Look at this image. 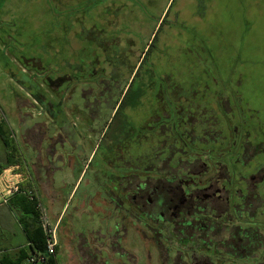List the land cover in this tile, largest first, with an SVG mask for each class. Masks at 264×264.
<instances>
[{"label":"rangeland","instance_id":"obj_1","mask_svg":"<svg viewBox=\"0 0 264 264\" xmlns=\"http://www.w3.org/2000/svg\"><path fill=\"white\" fill-rule=\"evenodd\" d=\"M81 1L85 0H0V117L13 132L14 141L19 143L23 159L37 181L40 175L35 164V150L41 128L50 126L52 114L55 113L49 112V107L68 103L71 96L68 88L72 85L68 84L67 77L82 71L77 65L80 64L78 60L70 61L74 48L76 51L80 48H71L73 36L68 39V33H75L85 44L89 33L87 23L106 22L108 25L115 23L121 30L117 43L126 41L125 38L129 36L127 33H131L134 40L137 39L134 44L128 41L123 43L129 48L132 45V51L135 50L133 45L140 49L132 55H141L143 49L153 45L148 58L154 59L163 68L167 69L170 65L166 61L167 56L173 64L179 63L176 57L186 60L178 67L180 73L182 71V81L188 88L197 78L199 94L197 98L193 97V102L199 103V107L208 108L199 110V135L202 130H210L213 122L229 135L232 134V126H240V119L241 125L247 128L250 143L245 153L246 166H242L241 162L235 163L239 156L233 160L227 158V149L223 151L222 147L215 145L223 141L224 135H219L222 134L219 131L203 137L205 143L200 140L199 152L203 157L199 161V169L203 167V162L212 166L209 158L229 164L232 161L235 170H242L247 176L257 170L255 180H247L249 188L253 183H260L264 177V0H86L79 3ZM78 11H91L90 16L87 15L89 21L77 20ZM58 28L65 39L57 37ZM149 65V61L145 63L141 76L147 68L151 69ZM152 70L156 76L160 75L159 66L152 67ZM140 82V79H136L133 93L139 88ZM132 95L128 102L136 97ZM138 100L136 97L135 101ZM227 114L233 118L231 122L227 120ZM120 117L121 114L114 120L113 127L120 124ZM205 119L212 123L201 122ZM237 135H240V131ZM94 144L99 145L100 139H93L91 145L85 143L86 155L91 153ZM105 146L106 143L102 148ZM1 147L0 139V164L4 163ZM233 149L234 146L231 153L236 155L240 145L235 152ZM101 151L97 153L91 168H85L76 188L77 172L76 176L69 177L67 170H61L55 176L56 188L52 190L56 194L62 195V188L58 185H66L63 202L55 206V210L62 213V218H58L61 219L60 226L56 229L59 264H101L97 261L101 255L95 250L103 240L98 234L99 227H95L97 234L93 232L86 233V238L76 237L81 228L94 229L96 220L113 219L107 217L108 207L93 205L91 201L88 202L90 197L80 204L92 187L94 168L101 160ZM238 153L242 158L244 152ZM259 167L261 171H258ZM238 176L231 175L232 186L243 189L244 184ZM44 185L49 186L47 183ZM245 197L247 200L250 198L248 193ZM41 202L50 222L57 223L58 220L55 221L51 215V202L45 197H42ZM6 209L9 211L5 204H0V213ZM262 209L258 208L256 215L251 214V218L260 226L258 231L264 243ZM116 214L114 212L112 216ZM245 214L241 211L242 221L247 220ZM12 217L16 220L15 213L9 217L3 215L0 222V264L2 258L16 253L6 234L13 231L9 224ZM95 235L99 236L98 242ZM127 237L124 242L130 253L126 255L129 264H160L150 239L142 238L139 233H131ZM216 240L221 238L217 237ZM18 241H22V236H18ZM257 252L256 258L248 262L236 260L234 264H256L260 257H264V250ZM108 256L112 262H117L114 256Z\"/></svg>","mask_w":264,"mask_h":264},{"label":"flooded vegetation","instance_id":"obj_2","mask_svg":"<svg viewBox=\"0 0 264 264\" xmlns=\"http://www.w3.org/2000/svg\"><path fill=\"white\" fill-rule=\"evenodd\" d=\"M117 42L103 46V55L78 63L82 71L67 77L72 85L68 88V103L49 107L48 111L55 113L50 126L41 128L35 150L39 184L55 188L58 172L67 170L69 177L75 176L85 162L90 169L102 150L87 197L93 205L108 207L107 217L113 219L96 220L94 229L81 228L76 233L77 238H86V233L97 234L95 227H99L103 240L95 250L101 255L97 259L101 264H129L126 255L130 253L124 240L131 233L151 240L160 264H234L236 260L248 262L256 258L257 251L264 250V243L260 226L251 214L255 216L256 210L264 206V177L250 189L247 180L254 181L257 170L247 176L235 170L232 161L229 164L214 158H209L212 166L202 161L199 169L203 157L200 140L205 143L203 137L219 131L223 141L215 145L223 151L227 149V158L239 156L235 163L246 166L245 153L250 143L247 128L240 119V126H232L229 135L205 119L201 122L209 121L211 129L199 135V110L208 108L193 102L199 94L197 78L188 88L182 81L178 67L186 60L176 57L179 63L173 64L167 56L170 65L166 69L148 58L153 45L136 56L132 53L140 51L137 46L133 45L132 51V45L129 48L123 44L127 41ZM148 61L151 69L141 76ZM156 66L160 67L159 76L152 70ZM136 79L141 82L133 93ZM131 94L138 102L136 97L128 102ZM120 114V124L113 127ZM226 118L230 122L233 119L228 114ZM97 138L100 144H94L86 155L85 143L91 145ZM233 146L232 151L244 152L242 158L238 152L232 155ZM27 168L31 171L28 164ZM234 174H239L243 189L232 186ZM58 186L62 195L57 193L52 201L56 207L64 200L66 185ZM258 199L263 203L255 204ZM241 211L247 213L246 221H242ZM114 212L117 214L112 216ZM57 222L59 228L61 219ZM94 238L98 242L99 236ZM256 264H264V257Z\"/></svg>","mask_w":264,"mask_h":264},{"label":"crops","instance_id":"obj_3","mask_svg":"<svg viewBox=\"0 0 264 264\" xmlns=\"http://www.w3.org/2000/svg\"><path fill=\"white\" fill-rule=\"evenodd\" d=\"M85 1H83V2H85ZM83 2L81 1L79 3H83ZM74 4H77V3H74ZM90 13H91V11H89L88 13H81V11H78L75 18L78 17L77 20L87 21L88 16H90ZM99 13L101 15L105 16L103 13H101V12H99ZM113 14L114 13H112L111 16H113ZM106 18L107 17L105 16V19ZM72 21L74 22V20H72ZM87 24H88L87 29H88L89 33L86 37V43L85 44L81 43L79 37L75 33H72V32L70 34L68 33V37H69L68 39H70V37L73 36V38L71 37L72 38V47L71 48L73 49L76 46L80 48L79 51H76L74 48V55H73L72 59L70 58V61L75 62L78 60L80 63H84L85 61H87L92 56H101V55H103V50H102L103 46L111 44L112 42H114L115 40H118L121 37V36L119 37V35H118V33H121V32H119L121 30L119 28H117V26H115V23H112L109 25L106 22L94 23V24L87 23ZM151 26L153 27V25H151ZM127 30L130 31L129 28ZM56 34H58V36H57L58 38H61V39L66 38L63 36V33H60L59 28H58V32H56ZM127 34L129 36L127 38H125V40L128 41V43L134 44L135 41L137 42V39L134 40V38L131 37V35H132L131 33H127ZM81 52H83L84 55ZM18 145H19V143H18ZM1 149L4 151V160H3L4 163H1L0 166L6 167V166H15L18 164L19 165L22 164L23 165L22 167H24L23 172H25L27 174V182H25V183L32 181L33 182V188H34L33 190L37 194L38 199L42 200V197H45L51 202V205H52V201H54L55 200L54 198H56V193L51 188L46 187L44 185L45 183H43V182L40 183V184H42V186H41L39 184V182L37 181V178L33 174V172L28 170L27 164H26L25 160L23 159V153L21 151L20 145H19L20 158H17L18 159L17 161H16V159H14L11 156V154L7 153V150L4 146L3 141H2ZM10 163H11V165H10ZM85 168H86V162L83 163V165L78 168L77 173H76L77 176L75 175L76 176L75 178H77L76 184L74 185L75 188H76L77 184L79 183V181L81 180ZM24 187H27V186L24 185ZM29 189H32V188H29ZM19 196H21V195H17L14 197H19ZM14 197H12L10 200H13ZM86 199H87V195H85L83 200L80 201V204H81V202L84 203L86 201ZM10 200H9V202H10ZM9 202L7 204H5L6 208H8L9 211H7V209H6V210H4V212L0 213V215H1L0 216V219H1L0 222H2V220H3V218H2L3 215H6L7 217H9L13 213L16 214V220H14L12 217V219L9 222L10 226H12V228H13V231L6 233L8 236V239L11 241V244L13 245V248H15V250H16V253L10 254L8 259L10 261H15L19 257H21L22 255L28 254L29 242L27 239V235H26L25 231L23 230V228L19 222V218L21 217V213L17 209L11 207L9 205ZM80 204H79V206H80ZM51 215L55 219V221L58 220L59 217L62 218V213L59 210H55V206H52ZM18 236H22V241L17 242ZM58 249H59V247H58ZM58 254H59V252H58Z\"/></svg>","mask_w":264,"mask_h":264},{"label":"trees","instance_id":"obj_4","mask_svg":"<svg viewBox=\"0 0 264 264\" xmlns=\"http://www.w3.org/2000/svg\"><path fill=\"white\" fill-rule=\"evenodd\" d=\"M0 139L3 141L7 153L18 160L20 158L19 145L14 141V134L5 126L3 120L0 117ZM11 165V163H10ZM21 166H23L21 164ZM24 167H22L23 169ZM25 170V169H24ZM28 188H33V182L25 183ZM23 185V186H24ZM9 205L17 209L21 213L19 222L27 235L29 242V249L27 255H22L15 261H10L8 258L1 260L2 264H25V262L31 258L32 255L41 253L45 255V261L43 264H59L58 260V247L53 255H46L47 238L42 228L40 221V212L38 210V199L30 198L25 195L14 197L10 200Z\"/></svg>","mask_w":264,"mask_h":264},{"label":"built area","instance_id":"obj_5","mask_svg":"<svg viewBox=\"0 0 264 264\" xmlns=\"http://www.w3.org/2000/svg\"><path fill=\"white\" fill-rule=\"evenodd\" d=\"M25 182H27V174L23 172L21 165L0 166V204H7L12 197L17 195L38 199L33 189L23 186ZM38 210L40 212L41 225L47 238L46 255H53L58 247L56 229L59 222L55 224L50 222L40 199H38ZM44 261L45 255L37 253L32 255L25 264H43Z\"/></svg>","mask_w":264,"mask_h":264}]
</instances>
